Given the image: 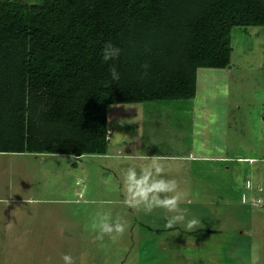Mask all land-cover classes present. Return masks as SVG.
Masks as SVG:
<instances>
[{"label": "trees", "instance_id": "16d2710c", "mask_svg": "<svg viewBox=\"0 0 264 264\" xmlns=\"http://www.w3.org/2000/svg\"><path fill=\"white\" fill-rule=\"evenodd\" d=\"M234 25L264 29V0H0V153H105L109 104L193 97Z\"/></svg>", "mask_w": 264, "mask_h": 264}, {"label": "rangeland", "instance_id": "374dc122", "mask_svg": "<svg viewBox=\"0 0 264 264\" xmlns=\"http://www.w3.org/2000/svg\"><path fill=\"white\" fill-rule=\"evenodd\" d=\"M230 44L231 62L227 66L198 68L194 97L179 102L182 104H175L176 107L167 105V108L174 109L194 103L192 118L185 119L180 116L177 121L180 123L176 125L177 123L174 118H171L172 114L170 113L155 115L152 112L149 117V113L143 111L140 116L141 109L151 110V106L162 103L159 101L144 103V105H149L147 108L139 102L113 103L108 105L107 113L109 122L116 129L113 133L117 140L115 143L119 145L123 142V150H133V147L136 148L143 142L152 145L151 142L158 139L169 141L176 140L178 137L186 139L188 135H192L194 141H203L208 147L204 150V153H208L207 155L229 156L230 158L227 160L208 158L195 161L193 167L195 166L197 170L206 174L219 175L218 193L222 200L218 202L216 209L228 212L231 217L227 215L226 218L219 219L220 225L223 226L218 232L211 234L207 244L196 243L195 246H190L189 238H187L183 245H176L183 252L170 257L166 253L162 255L157 251V244L153 243L157 238L151 235L141 236L138 246H136L135 238L134 241L127 240L120 246H117L115 242L108 243L107 240V243H102L103 246H101L100 241L95 240L96 233L92 232L90 243H86L87 251H90L92 256L99 258V255H102L101 252L106 254L107 251L118 249L124 252L119 256L124 258V264H264V29L259 25H234ZM167 102L171 103V101ZM140 118L143 123H140ZM119 127L122 135L116 133L120 131ZM142 135H146L145 141L137 142L139 137L142 138ZM171 149L176 148L171 146ZM171 151L175 152V150ZM55 158L57 160L56 167L62 169L67 162V157L56 156ZM87 158L85 155L81 156L82 161H86ZM136 164L135 159H131L128 164L123 163V169L126 170L133 165L138 166ZM80 167L87 168L81 165ZM179 167L182 170H188L186 166L180 165ZM52 170L54 169L52 168ZM89 174L88 183L91 185V196L100 199L118 197L110 185L118 184L120 179L108 176L106 189L98 193L97 175L99 173L93 169V171L89 170ZM247 179L252 181L251 190L245 183ZM257 184L259 186L256 189ZM49 186V180H47L43 188ZM31 190L34 189L31 188ZM226 193L229 194L231 201H226L224 198L223 194ZM242 195L247 196V203H241ZM251 196L253 198L260 197L261 205L254 206ZM9 204L12 205L9 207L19 208L20 206L13 202ZM83 204L76 203L73 208L81 206L82 212L90 209L85 205L84 207ZM4 211L0 213V216L5 217L6 220L8 213ZM79 216L76 214L73 218ZM89 218H93V215ZM151 230L157 231L154 228ZM29 246L30 249L26 252L23 249L24 245L0 244V255L8 252L6 256L12 254L14 257L18 254L21 257L18 260L7 259L4 261L0 259V264L44 263V260L39 257L42 251L33 252L31 249L34 245ZM127 246H130L131 249H128ZM137 247L139 254L136 252ZM128 250H130L133 259L127 257ZM146 250L149 251L148 254H144ZM62 255L56 256L61 257ZM60 260L62 259H58L54 255L56 264H59ZM74 264H78V262Z\"/></svg>", "mask_w": 264, "mask_h": 264}, {"label": "crops", "instance_id": "0c3cea01", "mask_svg": "<svg viewBox=\"0 0 264 264\" xmlns=\"http://www.w3.org/2000/svg\"><path fill=\"white\" fill-rule=\"evenodd\" d=\"M187 99L189 98L159 101L162 103L151 106V110L141 109L140 116L143 111L149 113V117L152 112L155 115L170 113L172 114L171 118L175 119L176 125H179L180 122H177L178 117L181 116L185 119L193 117L194 103L190 106L185 105V107L174 109L167 108V105L176 107L175 104H182L179 102ZM167 101H171V103ZM139 103L144 105L146 102ZM144 106L149 107V105ZM106 116L108 124L106 131L107 150L105 153H84L83 155L88 157L86 161L81 160L82 155L71 153L11 152L8 153L9 155L0 153V213L5 208L8 213L6 220L5 217L0 216V219H2L0 221V244L24 245L23 249L26 252L30 249L29 245H34L31 249L33 252L36 250L42 251L39 256L44 260V263L40 262L42 264H56L54 255L60 259L61 257L56 255L62 254L70 255L74 263L78 262V264H124V258L119 257L124 252L118 249L107 251L106 254L101 252L102 255H99V258L92 256L91 252L87 251L86 243H90L89 239L92 238V232L96 233L92 230L91 225L98 214L109 213L113 220L119 217L127 225L122 237L112 241L108 236H105L103 242L100 243H107L108 240V243L115 242L117 246H120L127 240L134 241L135 238L136 246H138L141 236L151 235L157 238L153 241L157 244V251L162 255L166 253L168 257L183 252L176 245H183L187 238H189L188 244L190 246H195L196 243L207 244L212 236L211 234L218 232L223 226L220 225L219 219L226 218L227 215L231 217L228 212L224 210H218V212L216 209L218 202L222 200L218 193L219 175L206 174L197 170L195 166L193 167L195 161L208 158L227 160L230 158L229 156L207 155L208 153H204V150L208 147L203 141H194L192 135H188L186 139L182 137L169 141L158 139L152 141V145L143 142L141 145H137V150L133 147V150L126 151L122 148L123 142L119 145L115 143L117 140L114 138L113 133L116 129L109 122L108 113ZM139 121L143 123L141 118ZM119 129L120 131L116 133L122 135L121 128L119 127ZM145 137L146 135H142V138L139 137L137 142L145 141ZM171 146H175L176 149H171ZM195 148L200 150H193ZM170 149L175 150V152L172 153ZM54 156L67 157V162L62 169L56 167L57 160ZM145 156L161 157L166 166L165 178L175 179L179 190L187 193V198L181 202L180 207L188 210L189 218L195 217L201 220V225L196 231L189 232L182 224L175 226L173 229H166L164 227L166 217L171 214L164 209H155L150 214H145L142 210L129 209L123 204L125 198L123 163L128 164L129 160L135 159V163L138 165L136 166L137 171L139 172L140 166L148 163L147 160L142 159ZM80 165L87 168H81ZM180 165L188 167V170L180 169ZM93 169L99 173L97 175L98 193L106 189L108 176L111 175L115 179H120L118 184L110 185L115 195L118 196L117 198L100 199L90 195L91 185L88 183V177H90L89 170L93 171ZM58 170L60 171L58 172ZM47 180H49L50 186L43 188ZM257 186L259 185H256V189ZM31 188L34 190H31ZM223 196H225L226 201H231L229 194L226 193ZM5 201H7V204ZM10 202L15 203V205L18 203L19 208L9 207L12 206L9 204ZM76 203H84L83 206L85 205L90 209L82 212L81 206L73 208ZM259 205L261 203L254 206ZM76 214L80 216L73 218ZM91 215H93V218H89ZM151 228L157 231L154 232ZM127 248L131 249L130 246H127ZM136 252L139 254L138 247ZM148 253L147 250L144 252V254ZM6 254L8 252L1 254L0 259L5 261L21 258L18 254L14 257H12V254L8 256ZM187 254L190 255V253ZM127 257L133 259L130 250L127 252ZM60 261L59 264L63 263L62 260Z\"/></svg>", "mask_w": 264, "mask_h": 264}, {"label": "clouds", "instance_id": "9594fccd", "mask_svg": "<svg viewBox=\"0 0 264 264\" xmlns=\"http://www.w3.org/2000/svg\"><path fill=\"white\" fill-rule=\"evenodd\" d=\"M120 53L121 49L109 42L102 49V59L104 62L115 60L120 56ZM143 67L147 68V65ZM109 73L113 81L120 79V74L114 65L109 67ZM142 159L147 160L148 163L141 165L139 172L135 165L129 166L124 171L125 198L123 204L129 209L142 210L145 214H150L155 209H164L171 214L166 217L164 225L166 229H173L175 226L182 224L187 231H196L201 225V220L195 217L189 218L188 210L180 207L181 202L187 198V193L179 190L175 179L165 178L166 166L163 159L159 156H145ZM247 186L251 190V180L248 181ZM256 198L260 197H251L253 205H256L253 203ZM247 202V196L242 195L241 203ZM5 203L7 204V201ZM91 228L96 232V241L103 242L105 236H108L112 241H116L124 235L127 225L119 217L113 220L109 213H105L98 214ZM101 246H103L102 243ZM61 259L63 264H74L73 258L68 254L62 255Z\"/></svg>", "mask_w": 264, "mask_h": 264}, {"label": "built area", "instance_id": "2783aa9c", "mask_svg": "<svg viewBox=\"0 0 264 264\" xmlns=\"http://www.w3.org/2000/svg\"><path fill=\"white\" fill-rule=\"evenodd\" d=\"M248 179H247V182H246V185H248ZM254 204H258L260 203V198H256L254 201H253Z\"/></svg>", "mask_w": 264, "mask_h": 264}]
</instances>
